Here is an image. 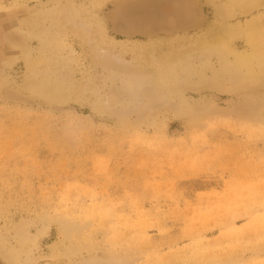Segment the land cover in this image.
I'll return each instance as SVG.
<instances>
[{
    "label": "rangeland",
    "instance_id": "obj_1",
    "mask_svg": "<svg viewBox=\"0 0 264 264\" xmlns=\"http://www.w3.org/2000/svg\"><path fill=\"white\" fill-rule=\"evenodd\" d=\"M226 6L0 0V264H264V74L200 49L264 59V0Z\"/></svg>",
    "mask_w": 264,
    "mask_h": 264
},
{
    "label": "bare ground",
    "instance_id": "obj_2",
    "mask_svg": "<svg viewBox=\"0 0 264 264\" xmlns=\"http://www.w3.org/2000/svg\"><path fill=\"white\" fill-rule=\"evenodd\" d=\"M258 0H227L226 6V15L231 18L235 16V8L240 10H247L251 6H254ZM48 19V18H47ZM31 21V20H30ZM50 23V22H49ZM51 24V23H50ZM52 27V26H51ZM253 29L255 26L252 25L251 30H244L240 31L237 27L233 25L225 26L222 30H220V35H216L213 40H206L204 43L200 44V49L203 51H208L213 57L216 58L218 61L217 63L220 65L221 68L225 72H231L238 74L240 78V82H255L257 81V74H264V59L258 50H255L252 55L247 56L246 54H241L238 52H229V44L232 42L233 39L237 37V35L244 34L247 36V32L254 33ZM251 39V38H250ZM252 46L256 47L255 42H249ZM229 54L232 57V62H226V55ZM204 55V54H203ZM201 55V56H203ZM200 56V57H201ZM185 58V56H183ZM184 59H182L183 62ZM254 64V65H253ZM184 65V63H182ZM34 66V64H33ZM254 66V67H253ZM257 68V69H256ZM184 69V68H183ZM186 69V68H185ZM28 73H32V76L26 77L29 78L27 81V86L31 89L34 94L43 95L47 92L49 96H54L56 92L59 94L60 92L64 91L61 88V84L55 83L54 80H51L49 76L38 77V74L34 72V70H27ZM258 71V72H257ZM193 75L188 74L185 76L186 79L192 77ZM217 76L213 77V85H219L217 81ZM84 84V83H83ZM86 85V83H85ZM93 85V84H92ZM60 86V87H57ZM66 90V89H65ZM67 92V91H66ZM46 94V96H47ZM62 94V93H61ZM48 96V97H49ZM63 96V94H62ZM66 98V97H65ZM16 230V229H15ZM26 233V232H25ZM13 234V233H12ZM20 234V233H19ZM24 234V233H23ZM14 236V235H13ZM16 236V235H15ZM14 239V237H13Z\"/></svg>",
    "mask_w": 264,
    "mask_h": 264
}]
</instances>
